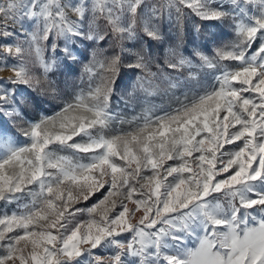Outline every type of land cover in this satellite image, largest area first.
<instances>
[{
	"label": "snow or ice",
	"instance_id": "obj_1",
	"mask_svg": "<svg viewBox=\"0 0 264 264\" xmlns=\"http://www.w3.org/2000/svg\"><path fill=\"white\" fill-rule=\"evenodd\" d=\"M0 73V264H264V0H0Z\"/></svg>",
	"mask_w": 264,
	"mask_h": 264
},
{
	"label": "rangeland",
	"instance_id": "obj_2",
	"mask_svg": "<svg viewBox=\"0 0 264 264\" xmlns=\"http://www.w3.org/2000/svg\"><path fill=\"white\" fill-rule=\"evenodd\" d=\"M189 31L187 35L183 38V44L181 46L182 51L190 52L192 50V44L194 42V33L190 30L191 25L188 26ZM226 31V30H225ZM165 40L166 44L164 47L168 45H175L178 43L177 36L175 35V28H165ZM162 55V49L157 47V50ZM91 55V49H89L88 59H84L82 63L73 64L71 67L60 66L57 67L54 72L49 74V80L54 83V86L60 90V98L58 99H49L47 97L41 96L38 97L44 103H42L41 108L43 109L44 113L53 114L54 111L58 110L63 100L70 99L71 95L74 91L78 90L80 87H84L87 84L86 78L82 81L81 77L84 76V65L88 63ZM102 55V54H101ZM9 73H0V75H8ZM135 82V75L134 73L127 69L123 68L121 70L120 76L118 78V87H117V94L114 97V107L117 110H120L122 115L126 118L131 117L140 112L141 105L137 102L134 106L130 104L128 107H125L124 100L121 99L123 96L127 99V92L131 90L133 83ZM47 87V84H45ZM35 95V93H34ZM153 103L157 105H163L167 107L169 103H174L171 101L169 96H157L151 98ZM134 109V110H133ZM39 113V109L30 111L29 117L36 116ZM15 131V130H13ZM15 135L23 140V136L18 131L15 132ZM94 199V198H93Z\"/></svg>",
	"mask_w": 264,
	"mask_h": 264
},
{
	"label": "trees",
	"instance_id": "obj_3",
	"mask_svg": "<svg viewBox=\"0 0 264 264\" xmlns=\"http://www.w3.org/2000/svg\"><path fill=\"white\" fill-rule=\"evenodd\" d=\"M154 51H156L157 50V47L156 46H154V49H153Z\"/></svg>",
	"mask_w": 264,
	"mask_h": 264
}]
</instances>
